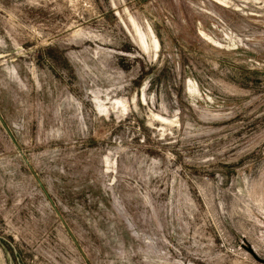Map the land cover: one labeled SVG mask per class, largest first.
<instances>
[{
	"label": "rangeland",
	"instance_id": "1",
	"mask_svg": "<svg viewBox=\"0 0 264 264\" xmlns=\"http://www.w3.org/2000/svg\"><path fill=\"white\" fill-rule=\"evenodd\" d=\"M263 260L264 0H0V264Z\"/></svg>",
	"mask_w": 264,
	"mask_h": 264
},
{
	"label": "bare ground",
	"instance_id": "2",
	"mask_svg": "<svg viewBox=\"0 0 264 264\" xmlns=\"http://www.w3.org/2000/svg\"><path fill=\"white\" fill-rule=\"evenodd\" d=\"M154 40H155V38H154ZM155 42V41H154ZM156 43L158 44L159 42L156 40Z\"/></svg>",
	"mask_w": 264,
	"mask_h": 264
},
{
	"label": "water",
	"instance_id": "3",
	"mask_svg": "<svg viewBox=\"0 0 264 264\" xmlns=\"http://www.w3.org/2000/svg\"><path fill=\"white\" fill-rule=\"evenodd\" d=\"M264 261V260H263Z\"/></svg>",
	"mask_w": 264,
	"mask_h": 264
}]
</instances>
